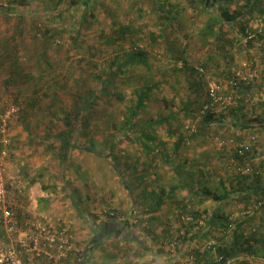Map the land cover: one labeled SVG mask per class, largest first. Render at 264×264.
I'll list each match as a JSON object with an SVG mask.
<instances>
[{"label":"trees","instance_id":"trees-1","mask_svg":"<svg viewBox=\"0 0 264 264\" xmlns=\"http://www.w3.org/2000/svg\"><path fill=\"white\" fill-rule=\"evenodd\" d=\"M262 1L57 0L45 18L34 12L29 21V11L22 9L13 33L0 34V78L14 85L19 119L60 106L45 126L56 156L70 157L78 150L107 157L131 197V212L142 202L147 209L140 214L175 201L180 213L190 216L179 238L199 241L187 252L193 264H264V27L257 16H264ZM9 2L1 7L3 14H12L13 4L24 0ZM185 9L208 17L198 27L192 19V30L186 29L181 22ZM194 46L199 53L193 54ZM73 49L83 55L69 57ZM235 52L246 54V61L236 63ZM90 64L92 69H86ZM232 66L240 67L229 70ZM153 70L161 77L135 87L136 99L124 112L121 128L98 135L104 123L113 124L106 98L124 99L122 83L136 72L148 80ZM237 74L241 79L230 85ZM217 75L227 78L223 93L232 89L234 103L213 104L208 81ZM165 86L175 91L174 104L179 96L180 107L139 117ZM65 94L72 99L61 105ZM209 142L218 150L204 149ZM193 146L198 151L191 157ZM129 147L135 155L127 152ZM126 157L150 163L132 169L136 162ZM205 203L216 208L200 210ZM229 205L236 206L237 216L226 209ZM201 220L206 223L202 228ZM191 229H198L194 237Z\"/></svg>","mask_w":264,"mask_h":264},{"label":"crops","instance_id":"crops-1","mask_svg":"<svg viewBox=\"0 0 264 264\" xmlns=\"http://www.w3.org/2000/svg\"><path fill=\"white\" fill-rule=\"evenodd\" d=\"M8 153L14 155L13 157H20L22 153H27V150L23 147L22 141L15 138L12 139ZM36 158L38 157H30L31 160ZM55 158L60 161L61 169L64 165L63 157ZM43 159V157L39 158L38 162H43ZM47 159L54 158L47 157ZM27 162L23 161L26 170L38 169L34 162ZM16 164L19 166V171L20 163L16 162ZM40 168L44 172L43 169L46 167L40 164ZM49 170L51 174L59 175L52 168L45 169V171ZM42 172L37 174L28 171L21 174L19 171L13 172L12 175L6 172L8 198L20 219L41 221L55 229L66 228L72 248L59 260H49L28 252L23 253L25 264H177L178 262L186 264L185 260L189 258L188 250L199 243L197 238L185 240L179 238L180 235L184 236L183 225H188L190 216L181 214L178 205L172 199L166 200L154 212L146 214L128 213L109 217L106 208L100 203V206L92 209L94 215H89L87 206H82L85 204L74 202L69 206L60 195L64 193V188L60 187L59 183H47ZM36 177L41 179L32 183V179ZM170 190L171 187L167 186L166 193ZM69 191L72 194L75 192L72 189ZM145 206L146 203L142 202L137 208L138 212L147 209ZM213 207L216 208V204L213 206L211 203H205L199 206V209L208 208L207 210L210 211ZM226 209L234 211L233 215L237 216L236 206L229 205ZM202 217L208 220L206 214ZM200 223V228L206 225L203 220ZM189 231L194 237L198 229ZM0 238L11 242L9 235L1 228ZM206 239L205 237L202 239L201 251L205 249Z\"/></svg>","mask_w":264,"mask_h":264},{"label":"rangeland","instance_id":"rangeland-1","mask_svg":"<svg viewBox=\"0 0 264 264\" xmlns=\"http://www.w3.org/2000/svg\"><path fill=\"white\" fill-rule=\"evenodd\" d=\"M57 0H24V3H19L15 2L13 5L16 7L15 12L12 14H3V9L9 6L10 2L9 0H0V34L1 33H13V26L15 22L20 21L18 19V14L19 12L22 11V9H27L29 11V14L27 16V21L31 19V13H36L39 12L40 14H43V18H45V15H47L49 12H52L53 5L56 3ZM174 3H179L182 0H172ZM103 3L108 2V4H113L112 0H102ZM243 2V0H242ZM197 4L201 7V5L198 1ZM261 8H264V0L261 3ZM2 7V8H1ZM231 7H235V5H231ZM17 13V17H16ZM254 13V11H253ZM102 14V9L99 11V15ZM255 14V13H254ZM79 15H77L75 18L79 19ZM259 16V20L261 22L260 25L264 27V16L257 14ZM194 17V18H193ZM208 17L207 14H202V17L196 16V14H192L188 9H185L183 11V18L181 19V22L186 26V29H191L190 24H192L189 21H192V19H195V24H197L194 27H198L200 24H202L203 20H206ZM94 31L91 32V34L88 31L89 37L94 38L95 37ZM68 35V34H67ZM197 40V38H195ZM237 45V44H236ZM193 48V54L199 53L198 49L196 46ZM70 56H76L80 57L83 54H75L74 49L69 50ZM246 54L240 55L239 53L235 52V58H236V63L240 64L241 62L246 61ZM103 59H100L102 61ZM99 61V63H100ZM91 62V61H90ZM93 62V60H92ZM240 67V66H239ZM239 67H230L229 70L235 71ZM86 69L91 70L92 69V64H90L88 67L85 66ZM72 71H79L75 65H72ZM142 69V68H141ZM143 70V69H142ZM88 72V71H87ZM249 73V76L251 72H249V69L247 70ZM253 72V71H252ZM162 75V74H161ZM90 76V73H89ZM160 74L157 72H151L149 79L148 80H140V73L136 72L133 75H130L127 79L126 83H122V86L120 88V92L125 95L124 99H115L112 96L108 97L109 99L106 98V103L105 106L108 107V112L112 111V121L113 124L110 126H107L104 123V126H102V130L97 132L98 135L100 136H105L108 134L110 131L114 130L115 128L120 129L121 128V123L124 121L123 116L124 112H126L127 107L130 106L132 103L131 99H136V86H143L144 82H152L160 78ZM217 77L219 79H217ZM222 75L220 76H214V79L209 80L208 82L211 83H217L220 84L221 86L224 87V91L226 90L227 86V81ZM226 81V83H225ZM256 83V80H254ZM224 83V84H223ZM166 87V86H165ZM206 87V85H205ZM14 88V85H8V83L0 78V113H2L5 108L11 104H13V96H12V90ZM257 88V87H254ZM222 91V92H224ZM157 92V91H156ZM154 92V93H156ZM175 91L171 90L170 87L163 88V92L156 93L154 96H152L151 100L149 101V107L146 109L147 111L145 113H140V116L142 119H150L151 117L157 115L158 113H166L168 109H174V106H179V96L175 97V104L172 102L171 98L173 97ZM257 94L254 96L253 100L258 99V95L260 92H256ZM63 94V92H62ZM72 95V94H71ZM64 96V101L61 105H64V103L69 104V102L72 99V96L69 94H65ZM169 102L168 106L166 105L165 102ZM60 106H56L53 104L50 107H45V109L42 110H36L34 113L30 114L28 118L25 119H19V114L15 115L12 119V127H11V132H10V138H11V144H12V139H20L22 141L23 147L27 150V153H22L20 157H13L10 155L9 149L7 151L6 157L0 161L4 164L6 167V172L7 174L9 173L10 175L13 174V172L18 173L19 171L21 174H25V172H36L39 174V172H42L40 168L43 165L44 167L52 168L54 171H57L58 174H51L50 170L42 172V175L44 177V180L47 183H54L58 184L59 186L64 188V193L60 194L63 196L64 200L68 203L70 206L72 203L76 204H85L82 205L83 207H86L89 209V215H94L92 209L95 208V206H100V203L102 204L103 207L106 208V213L108 212L109 215H115V216H122V215H127L128 213L131 212V197L127 194L126 190H124L123 187H121V180L118 174L114 172L113 169L109 166V160L108 158H100L95 156L94 153H90L87 151H78V150H72L70 151V157H63L64 165L60 169V161L58 158L55 157H60L56 156V153L54 152V147L53 143L51 142V139L46 136L47 128L46 122L49 121L48 118L51 117V111L55 108H59ZM264 115V114H263ZM264 117V116H263ZM42 118L44 120H42ZM264 119V118H263ZM105 122V121H104ZM117 125V126H115ZM46 136V137H45ZM24 141V142H23ZM10 144V146H11ZM215 144V143H214ZM210 143L206 144L204 149H214L218 150L216 146ZM219 144V143H218ZM9 146V148H10ZM49 146V148H48ZM53 147V148H51ZM195 147H191L188 149L189 155L195 156L196 151L194 149ZM230 150V149H229ZM0 151H1V146H0ZM127 152L129 154L135 155V150L132 148H128ZM230 152V151H229ZM229 154V153H227ZM139 155V154H138ZM218 155V154H217ZM1 157V156H0ZM30 157H38L35 160H31ZM44 158L43 162L39 161V158ZM47 157H53V160L47 159ZM29 161L27 162V160ZM127 162H133L135 161L136 164L133 166L132 169H134L136 166H140L141 163L145 162L146 164L150 163L148 160L144 159H138V157H131L127 159L125 158ZM144 160V161H142ZM23 161L26 163H33L34 165L38 166L37 170H26L24 167L25 165L23 164ZM16 162L20 163V170L19 166L16 164ZM123 165H126L124 163ZM58 177V178H55ZM152 184H155V179H153ZM166 182H169L166 180ZM75 190V194L71 193L69 189ZM151 188V187H150ZM75 198H77L75 200ZM130 208V209H129ZM137 208L134 210L135 213H140L138 212ZM132 213V214H133ZM110 215V216H111ZM191 256H189L188 261H191Z\"/></svg>","mask_w":264,"mask_h":264},{"label":"built area","instance_id":"built-area-1","mask_svg":"<svg viewBox=\"0 0 264 264\" xmlns=\"http://www.w3.org/2000/svg\"><path fill=\"white\" fill-rule=\"evenodd\" d=\"M232 76L228 83L235 85L238 77ZM244 80L247 75H243ZM241 79V77H239ZM228 85V84H227ZM226 89L227 86H226ZM213 104L227 106L235 102V94L232 89L223 93L221 84L209 85ZM21 107L11 104L0 113V159L3 160L11 144L9 125L12 118L17 115ZM0 228L11 238L7 242L0 238V264H25L22 254L32 253L46 257L47 259L59 260L65 257L72 248L71 240L66 228L55 229L41 221H29L20 219L8 198V182L6 179V167L0 161ZM193 264V261H189Z\"/></svg>","mask_w":264,"mask_h":264}]
</instances>
